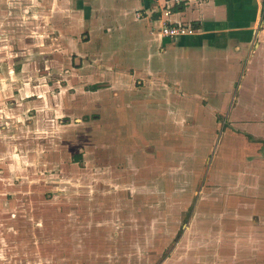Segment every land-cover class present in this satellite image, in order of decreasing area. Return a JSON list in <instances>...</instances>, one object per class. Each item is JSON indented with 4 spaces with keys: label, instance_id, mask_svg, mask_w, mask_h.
Returning a JSON list of instances; mask_svg holds the SVG:
<instances>
[{
    "label": "crops",
    "instance_id": "1",
    "mask_svg": "<svg viewBox=\"0 0 264 264\" xmlns=\"http://www.w3.org/2000/svg\"><path fill=\"white\" fill-rule=\"evenodd\" d=\"M32 3L27 27V36L35 47L30 50L32 60L52 59L56 63L44 67L49 73L57 69L63 74L68 70V74L83 75L81 80L85 84L95 85L84 89L85 95L69 98L73 100L72 109H92L109 102V94L101 92L113 88L118 91L117 98L125 101L126 108H142L136 110V120L144 119L142 111L159 110L163 115L158 126L142 130L144 161L149 155L151 163L146 164L158 166L153 170L171 165L172 177L148 179L144 187L156 188L158 193L170 192L171 210L159 207V226L154 231L148 221L144 233L164 232L169 212L173 221L172 239L164 253L154 254L150 261L154 260L153 264H264V0H182L181 3L32 0ZM168 23L191 26L194 33L173 39L164 37L159 31ZM40 43L45 45L37 48ZM38 52L45 54L38 56ZM57 60L70 61L65 67L66 62L61 64ZM26 68L33 75L40 69L36 65L19 71L0 67L2 170L7 164L14 171L21 169L14 166L15 156L31 151V146L35 150L31 139L36 138V115L31 109L36 105L28 100L29 110L27 115H22L27 119L23 125L20 116L13 113L15 107L9 110L4 107L1 89L7 73L21 74ZM133 79L144 80V88L135 89ZM29 84L28 99L33 97ZM93 92L96 103L89 99L87 102L85 96ZM16 108L22 110L20 101ZM126 108L115 110L123 118ZM72 109L67 111L69 115H73ZM209 116L211 126L205 122ZM13 117L15 121L10 120ZM21 132L28 137L22 140ZM222 139L224 142L230 139L239 146L237 152L244 167L237 172L227 169L233 161L232 155L227 157L225 153L219 163L216 161L217 146ZM206 141L207 148L198 158L199 164L191 167L187 162L188 152H198L199 144ZM172 151L178 159H172ZM10 166L0 176V187H10L0 194V234L9 240L0 243V251L4 252L0 264H6L3 259L11 255L8 251H20L27 244L32 247L26 238H21L36 230L29 219L22 218V212L26 216L30 213V202L25 204L20 195L13 196L22 181L5 180L12 176L7 172ZM251 166L255 171L254 182L247 179ZM149 197L159 198L156 194L145 196L150 203Z\"/></svg>",
    "mask_w": 264,
    "mask_h": 264
},
{
    "label": "rangeland",
    "instance_id": "2",
    "mask_svg": "<svg viewBox=\"0 0 264 264\" xmlns=\"http://www.w3.org/2000/svg\"><path fill=\"white\" fill-rule=\"evenodd\" d=\"M31 4L32 0H0V67L17 68V71L25 66L40 68L36 75L29 74L28 68L23 69L21 74L7 73L1 84L4 107L6 110L15 107L13 113L15 117L16 114L20 116L23 125L27 120L22 115H27L28 100L36 105L31 109L36 115L33 125L36 138L35 141L31 139L35 150L31 146V151L15 156L14 166L21 169L14 171L6 163L5 168L0 169L2 176L10 166L7 172L12 176L5 180L22 181L13 196L20 195L25 204L30 202V213L26 216L22 212V218L29 219L36 230L23 234L21 239L26 238L33 248L26 243L28 248L22 246L20 251H8L11 255H6L4 263L153 264L154 260L150 261V257L158 252L164 253L168 241L172 239L171 215L167 213L164 232L148 235L144 233V228L149 221L156 230L159 226L157 209L165 206L171 210L172 197L170 192H155L156 188L150 190L144 187V183L148 179H168V176L172 177V170L171 165L153 170L158 166L146 164L151 163V157L146 155L144 161V131L147 126H158V120L163 115L159 110L142 111L144 119L136 120V110L142 108H126L125 101L117 98L118 91H113V88L101 92L109 94V102L92 109H72L73 100L69 98L75 94L83 96L86 93L84 89H92L95 85L92 82L85 84L81 80L83 75L68 74V70L63 74L57 69L49 73L44 67L56 63L52 59L37 57L32 60L30 50L35 47L27 36ZM44 45L40 43L37 48ZM69 61L57 60L59 63L66 62L65 67H68ZM28 83H31L30 94L33 96L30 99L27 97ZM102 84L104 87L107 85L105 81ZM132 84L137 90L144 88V80L133 79ZM95 96L93 92L85 97L87 102H95ZM19 101L22 110L16 108ZM112 102L116 104L112 105ZM22 104L26 106L22 107ZM110 104L113 110L118 107L117 111H123L126 108L125 117L122 118L116 110L114 112ZM70 108L73 115L67 112ZM10 120L15 121V118ZM205 120L206 125L211 126V116ZM114 130L117 132L114 133ZM32 133L31 130V136ZM24 135L21 132L22 140L28 137V134L27 137ZM206 135L211 136L208 132ZM129 146L137 149H127ZM198 148L196 153L188 152L187 162L191 167L199 164L198 158L206 150L207 141L199 144ZM238 149L239 146L230 139L225 142L222 139L217 146L215 157L219 153V159L216 161L219 163L225 153L227 157L232 155L233 161L227 169L237 172L244 167L240 163L242 156ZM76 156H80L78 160ZM171 156L172 159L179 158L173 151ZM254 172L251 166L250 177L247 178L251 182L255 180ZM6 189L10 187H0V194ZM155 194L159 198L149 197L152 203L144 199ZM6 241L9 240L0 234V243ZM3 254L0 251V260Z\"/></svg>",
    "mask_w": 264,
    "mask_h": 264
},
{
    "label": "built area",
    "instance_id": "3",
    "mask_svg": "<svg viewBox=\"0 0 264 264\" xmlns=\"http://www.w3.org/2000/svg\"><path fill=\"white\" fill-rule=\"evenodd\" d=\"M177 3H181L182 0H174ZM141 17V14H138ZM164 37L176 38L185 34L194 33V29L191 26L185 25L183 23L178 24H164L159 31Z\"/></svg>",
    "mask_w": 264,
    "mask_h": 264
},
{
    "label": "trees",
    "instance_id": "4",
    "mask_svg": "<svg viewBox=\"0 0 264 264\" xmlns=\"http://www.w3.org/2000/svg\"><path fill=\"white\" fill-rule=\"evenodd\" d=\"M77 157L79 158V156H76V159L78 160V158H77Z\"/></svg>",
    "mask_w": 264,
    "mask_h": 264
}]
</instances>
